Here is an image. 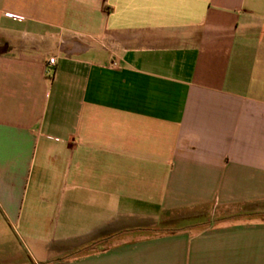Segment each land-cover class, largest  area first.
<instances>
[{"label": "crops", "instance_id": "obj_1", "mask_svg": "<svg viewBox=\"0 0 264 264\" xmlns=\"http://www.w3.org/2000/svg\"><path fill=\"white\" fill-rule=\"evenodd\" d=\"M0 264H264V0H0Z\"/></svg>", "mask_w": 264, "mask_h": 264}, {"label": "built area", "instance_id": "obj_2", "mask_svg": "<svg viewBox=\"0 0 264 264\" xmlns=\"http://www.w3.org/2000/svg\"><path fill=\"white\" fill-rule=\"evenodd\" d=\"M55 61H56L55 57H51V58H49V60H48L47 63H46L47 68H48V66H50V65H54V64H55Z\"/></svg>", "mask_w": 264, "mask_h": 264}]
</instances>
